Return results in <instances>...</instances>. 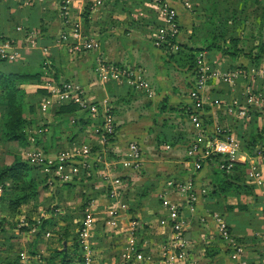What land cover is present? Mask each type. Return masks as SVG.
<instances>
[{
  "label": "crops",
  "instance_id": "obj_1",
  "mask_svg": "<svg viewBox=\"0 0 264 264\" xmlns=\"http://www.w3.org/2000/svg\"><path fill=\"white\" fill-rule=\"evenodd\" d=\"M94 1L0 0V72L39 73L36 80L24 84L25 100L35 104V113L41 97L38 89L47 93L41 68L47 61L51 66L49 69L56 71L58 78L79 86L85 98L99 111L110 104L115 121L110 148L112 157L104 151L89 153V160L94 163L83 177L77 171L68 180L61 181L52 171H37L43 174L44 182L38 188L36 199L21 204L13 214L2 209L7 198L3 189L9 185V180L0 183V264H59L58 257H52V253L64 249H67V256L73 257L70 264H161L160 245L175 232L181 234L187 243L190 258L187 264H240L228 257L229 249L215 231L212 214H217L227 224L233 241L241 245L240 258L245 259V264H259L261 259L258 255L264 254L257 238L264 223L259 210V189L252 187L249 194L240 198L246 209L227 210L225 206L234 205L236 198L229 197L225 201L212 196L209 198V177L205 167L196 172L186 155V144L193 129L180 116L179 106L189 103L185 94L189 71L178 73L179 70L167 66L162 52L151 44L152 27L143 25V21L156 19L148 13L144 0H98L97 6L93 5ZM58 2L60 7L65 6L72 22L78 23L79 35L93 39L91 49L67 53L66 48L76 39L64 32L71 27V22L66 25L61 21ZM171 5L179 17L177 41L189 44L188 36L194 25L192 14L182 7L181 0H172ZM86 6L84 21L82 13ZM62 33L64 38H61ZM13 51L14 57H9ZM235 58L218 55L210 64L220 67V70H227L228 62L247 64L242 57ZM98 63L141 70L151 83L152 94L148 97L139 94V91L128 87L125 80L118 84L111 79L100 78ZM260 71L264 76V67ZM179 75H183V79ZM258 80L257 73L249 68L248 73H241L234 89L209 83L205 94L207 99L224 100L237 98L243 92L245 98L243 88L246 83L257 87ZM163 100L166 109L160 111ZM205 105L208 106L207 102ZM54 107L52 104L43 116L49 132L39 136L35 142L28 139V146L18 150L21 156L31 149L40 150L42 145L47 146L49 158L59 151L81 145L89 149L90 145L103 146L95 132L100 114L88 116L90 124L69 139V132L61 134L56 129L55 134L50 132L54 129L50 125H54L58 118L53 115ZM169 107L174 110H169ZM216 111L211 107L204 112L211 121L218 123ZM76 115L83 114L77 110ZM223 115L221 113V117ZM225 115L237 119L230 121V126L240 144L249 130L245 118L229 113ZM165 118L172 120L174 126L168 128L171 135L160 140L158 130ZM262 141L261 150L255 149L251 154L241 148V154L246 165L254 161L264 173ZM129 143L137 146V167H132L129 161ZM115 177L119 178V184L114 185L115 193L112 195L111 179ZM247 179L246 176V183ZM168 181L172 183L169 185ZM187 181L190 188L184 192L180 187ZM83 203V218L85 208L91 206V212H86L91 218V228L86 237L81 236L80 231L83 218L79 209ZM168 207L175 208V220L170 219ZM37 214L38 225L35 221ZM71 233L76 234V246L72 243ZM255 247H258L256 252L253 250Z\"/></svg>",
  "mask_w": 264,
  "mask_h": 264
},
{
  "label": "trees",
  "instance_id": "obj_2",
  "mask_svg": "<svg viewBox=\"0 0 264 264\" xmlns=\"http://www.w3.org/2000/svg\"><path fill=\"white\" fill-rule=\"evenodd\" d=\"M227 2V0H225ZM226 3L223 0H202L200 3L201 11L204 13V18L202 22L196 23L191 26V31L188 36L189 44L179 43L175 38L166 36L169 39V44H163L161 48L164 63L174 69L189 71L192 74V69L196 65V56L199 52H206L207 59L214 58L216 56H227L229 59L235 58L237 55H242L247 59L246 65H236L228 62V69H244L258 66L264 67V42H259L258 44H253L245 50L239 45L240 38L234 35L235 25L240 21L246 20V16L242 14L243 8L246 6L248 0H228ZM257 2V0H253ZM88 6L84 8L82 13V18L86 20ZM154 18V17H153ZM143 25H150L151 35L160 27V23L154 20L143 21ZM232 25V28L230 26ZM237 28V27H236ZM179 29V26H178ZM150 41L151 37H150ZM171 45H174V49H171ZM156 48V47H155ZM173 48V47H172ZM210 60V59H208ZM209 62V67L211 62ZM115 66H118L115 64ZM51 67V66H50ZM121 67V66H120ZM212 67V66H211ZM210 67V68H211ZM51 69V68H50ZM39 73H23V72H0V134L4 140L9 144H15L17 147L28 146V139L32 138L37 140L39 136L45 135L49 132V128L44 124V119L36 120L34 117L35 104L32 102H26L25 100V87L28 81L36 80ZM52 79L58 84V82L68 81L67 79H60L56 71L52 72ZM260 83H264V76L258 80ZM60 84V83H59ZM192 85V80L188 82V88ZM226 86V85H223ZM248 87V93L245 97L251 95L253 99H256V95H261L262 102H264V91L260 87H253L249 82L246 83ZM258 86V85H257ZM130 87V86H128ZM131 88V87H130ZM132 89V88H131ZM244 89V88H243ZM133 90V89H132ZM41 93L40 96L46 95L44 89H38ZM248 94V95H247ZM259 95V96H260ZM222 97V96H221ZM223 98V97H222ZM219 99V98H218ZM229 99V98H228ZM244 96L238 95V100L241 105L245 106V121L248 124L249 130L244 139L239 138L240 147L249 153H253L255 149L261 150L262 140H264V111L258 110L253 105V102L246 103ZM225 101H228L224 99ZM243 100V101H242ZM163 100L159 106L160 111L166 109V105ZM264 106V105H262ZM210 107L203 106L201 109L207 111ZM264 108V107H263ZM79 106L74 103H62L57 104L53 108V115L58 116L57 121L54 125H50L53 132L58 130L61 134L62 132H69L71 139L78 135V133L85 129L91 122V119L87 116L76 115ZM262 109V108H261ZM169 110H174V108L169 107ZM217 117L220 122L216 123L217 127H221L223 130L231 131V120H237L232 116H226L228 114L223 104L216 109ZM179 111H181V117L187 120V116L192 113V102L179 106ZM82 112V111H81ZM112 112V108H111ZM206 112L200 115L203 125L209 129L212 125V121L209 119ZM221 113H224L221 117ZM231 114V113H230ZM236 116V114H233ZM98 117V116H97ZM261 124L258 125V120ZM209 119V120H208ZM42 124H39V121ZM168 118L161 120V128L158 130V139L166 140L169 134L168 128L173 127L174 123ZM97 128L101 127L102 121L100 117L96 121ZM33 126L31 130L30 127ZM48 130V131H47ZM33 131V132H32ZM55 134V133H54ZM34 136V137H33ZM106 143L102 147L90 145V154H96L100 151H104L108 157H112L110 151L111 144L113 143V133H105ZM44 137V136H43ZM41 143V142H40ZM57 149H60L57 147ZM40 150L46 154L48 153L47 146L42 145ZM12 158L9 162L2 160L0 164V183L4 180H9L8 186L3 189L4 196L7 195L5 206L2 209H6L8 212H16L17 207L21 204L28 203V201H33L38 195V188L44 182L43 174L40 171L41 166L32 165L28 162L26 157L20 154H11ZM81 158L74 157L69 162L70 165L76 166L78 168L81 177L84 176L85 172L92 168L93 163L91 160H86L88 166H81ZM227 161L220 158L217 155H212L204 158L201 161V168L205 167L206 175H208V184L210 185V190L208 192L209 198L217 197L221 200H226L229 197H235L236 203L234 205L227 204L225 208L227 210H244L246 209L245 203H243L240 198L243 195L250 193V189L253 187L246 183V171L247 165L242 162H232L231 167L228 171H225L221 166L226 164ZM82 169V170H81ZM75 178V177H74ZM87 177L86 179H89ZM82 178H80L81 180ZM68 184V183H64ZM207 195V196H208ZM88 199H85V202ZM85 203L81 204L79 209V214L83 218V207ZM13 214V213H12ZM80 225V224H79ZM78 225V226H79ZM227 227V224H226ZM41 228V225H40ZM229 233L230 230L227 227ZM66 231H64V234ZM231 234V233H230ZM71 235L72 243L76 246V234ZM66 236V234H65ZM234 240V238L232 237ZM235 241V240H234ZM67 249L60 251H53L52 257H58L59 264H70L72 261V256H67ZM228 249L226 248V251ZM256 252L258 247L253 248ZM73 255H76L75 252ZM260 259L263 258L264 254L261 252L258 255ZM79 260V256H77Z\"/></svg>",
  "mask_w": 264,
  "mask_h": 264
},
{
  "label": "built area",
  "instance_id": "obj_3",
  "mask_svg": "<svg viewBox=\"0 0 264 264\" xmlns=\"http://www.w3.org/2000/svg\"><path fill=\"white\" fill-rule=\"evenodd\" d=\"M63 6V5H62ZM164 6V13H161L163 17L160 20V27L151 35L152 45L156 48H161L163 44H169L168 37L175 38V34L178 29V25L175 21V13L173 9L166 4ZM163 8V7H162ZM64 10V9H63ZM71 27L67 31L75 37V42L71 43L67 50L69 53H79L81 51H86L94 46V41L90 37H82L79 35V28L77 22H71ZM167 36V38H166ZM61 38H64V33L61 34ZM171 49L174 45L170 46ZM15 51L11 53L9 57H14ZM4 56V55H3ZM207 56L205 52H199L196 56V65L192 69V85L186 90V97L189 102H192V113L187 116V121L193 129L192 137L186 144V155L189 157V162L193 170H198L201 166V161L209 156L217 155L220 158L227 161L223 166L220 165L225 171L231 167L232 162H242L245 163L246 159L242 158L241 147L237 138L232 136L231 131L227 133L228 130H223L221 127H217L215 120H213L212 125L207 129L200 118V115L204 113L201 109L207 102V105L211 108L217 109L222 104L226 111L230 114H236L237 116L245 117V106L241 105L238 97H231L230 100L225 101L218 98H209L205 94V90L209 87L208 82L219 81L223 85L232 86V82L240 77L241 72L239 70H220L215 69L210 71L209 62L207 61ZM42 74L44 82V88L47 90L46 96H41L39 98V106L46 110L52 106L53 101L56 100V104L62 103H74L79 106L80 109H88L91 111L90 116H95L100 114L101 117V127L96 128L95 132L102 144L106 142L105 133H114L115 121L111 112V105L107 104L101 111H99L94 103L88 105L82 96V90L79 86L74 84L72 81H62L58 84L52 79V71L49 69L47 61H44L42 66ZM97 72L100 78L111 79L114 82H120L125 80L127 84L134 90L151 94L152 86L142 76V73L138 71L131 70L128 66H115L112 64L98 63ZM216 72V73H215ZM60 83V84H59ZM245 93H248V87H244ZM243 92L241 95L243 96ZM248 95V94H247ZM49 96V97H48ZM50 97L52 99H50ZM246 103H251L254 101L251 95L244 98ZM52 102V103H51ZM92 103V102H91ZM90 103V104H91ZM30 140H32L30 138ZM127 155L132 167H137L139 162V152L137 146L134 143H129L127 145ZM89 148L87 146H77L71 150L65 149L57 152L52 158L44 154L38 149H31L25 153V157L28 162L32 165L41 166L42 171L53 172L54 175L61 181H66L77 173V167L72 166L69 162L74 157H80L81 166H88L86 160L89 159ZM65 165H69L68 169H65ZM65 169V170H64ZM71 176V177H70ZM246 176L248 177L247 183L252 185L254 188H258L260 205V215L264 219V173L261 169L256 166L254 161H249L247 165ZM110 193L114 195L115 186L119 184V178L115 177L111 179ZM168 181L167 184H171ZM190 188V182L187 181L186 184L182 185L180 189L186 191ZM190 199H193L190 196ZM170 211V219L175 220L176 210L174 207H168ZM91 212V206L85 208V216L82 221V226L80 231L81 236L86 237L88 230L91 228V218L86 212ZM212 219L215 224V231L219 238L225 243L229 249L228 257L232 260L237 261V263L245 264V259H241L242 254L241 245L233 241L231 234L229 233L225 222L217 215L212 214ZM175 228L177 225H173ZM257 238L264 252V223L261 230L257 234ZM160 263L161 264H185L186 261L190 260L188 258V246L184 238L178 232L171 235L167 241L162 243L159 248ZM22 254H20L21 256ZM22 257V256H21ZM190 263V261H188ZM259 264H264V256L259 262Z\"/></svg>",
  "mask_w": 264,
  "mask_h": 264
},
{
  "label": "rangeland",
  "instance_id": "obj_4",
  "mask_svg": "<svg viewBox=\"0 0 264 264\" xmlns=\"http://www.w3.org/2000/svg\"><path fill=\"white\" fill-rule=\"evenodd\" d=\"M171 1L172 0H144V5L149 10L148 13H150V15L152 17H154L156 19V21H158L159 23H160V20L163 18L161 16V13H164V11H163L164 10L163 4L169 5L173 9V11L175 13V21H176L177 25L179 26L178 13L176 12L175 8L171 5ZM201 1L202 0H181L182 7L184 9H186V10H189V12L192 14V17H193L192 23H194V24H196V23H199L200 24L202 22L203 18H204V13H203V11H201L202 8L200 7ZM223 1L226 3V6H227L228 3H229V1L228 0H227V2L225 0H223ZM94 2L95 3L93 5L94 6H97L98 5V3H97L98 0H96ZM243 9L244 10H243L242 14L244 16H246V20H244V21H240L239 20V22L237 23V25L234 26L235 29H234L233 32H234V35H236V36H238L240 38V40L238 42L239 45L242 46L245 50H247L249 48V46H251L253 44H258L259 42H264V0H257L256 3L253 2V0H248L246 2V6ZM58 11H59L58 13H59V16L61 18V21L64 22L66 25L68 24V22H72L73 21L72 18L70 17V14L67 12L65 6H61L60 7L59 2H58ZM147 15H149V14H147ZM77 20L81 22V19L80 18H77ZM230 28H232V25L230 26ZM179 33H180L179 32V29H177V32L175 34V40L176 41H177V39H179ZM150 37H151V35H150ZM151 44H152V42H151ZM156 49H158V48H156ZM172 49H174V47ZM158 50H160V49H158ZM66 51H67V53L70 52V51L67 50V48H66ZM160 52H162V51L160 50ZM221 57H223V56H221ZM240 57H242L245 60V62L247 61L246 58L243 57L240 54L237 55L236 58H240ZM208 59H210V60H207V61H210L211 63H213L212 60H214V58H208ZM211 66H210L211 67L210 71H214L215 69H217V70L220 69V67H215L212 64H211ZM49 67H50V65H49ZM261 67L263 68V66H261ZM250 68L255 73H257V77L259 79L262 78V76H261L262 75L261 74L262 72L260 71L262 68H259V67H257V68L250 67ZM233 70H238V68L233 69ZM135 71H138V72L142 73V76L145 79H147L145 77V74L143 72H141V70H135ZM180 71H183V70H179L178 73H183V72H180ZM248 71H249V68L248 69L247 68H244V69H241V70H239L237 72L248 73ZM184 74H186V73H184ZM179 76H180V78H182L183 75H179ZM189 78H190L189 80H191L192 79V75H190ZM238 78H240V77H238ZM236 80L232 82V84H233L232 86H228L229 89L230 88H233L234 89L235 87H237V85L235 83ZM120 83H121V81L118 82V84H120ZM209 83H211V84L212 83H219V85L223 86V84L221 82H219V81H213V82L210 81V82H208V84ZM240 85L241 84L239 83V89L241 87ZM257 85H258L257 88L258 87H261V90L264 91V83L263 82L262 83L257 82ZM242 86H243V84H242ZM240 91L241 90H239V92ZM152 92H153V90L151 91V94H152ZM139 94H142V95L144 94L147 97L151 95L149 93L140 92V91H139ZM185 94H186V92H185ZM259 95H257L256 96V99L254 100L255 101L254 107L255 108H258V110L260 109V110L264 111V108H263L264 106H262V105H264V102H262V97H261V95L260 96ZM82 97L85 100V103L86 104L87 103H88V105H92L93 104V102L91 103L90 100H88L87 98H85V96H82ZM50 99H52V98L50 97ZM226 100H230V99L227 98ZM56 103H57V101L54 100L53 101V104L54 105H57ZM79 110H80V112L82 111L83 116H85V117L90 116L91 111H89V108L88 109L85 108L83 110L82 109H79ZM47 111H48L47 108L44 111V109L42 110V108L40 106H38V111L36 113L34 112L35 119L36 120L43 119V116H45V114H47ZM258 119H260V121H261V118L260 117H258ZM38 123L39 124H42V121L40 120ZM258 123H259V120H258ZM30 129L32 130L33 129V126L30 127ZM19 148L20 147L15 146V144H9V143H7L4 140V138L1 136V134H0V161L3 160V161L9 162L11 160V158H12V156H11L12 153L19 154V151H18ZM22 149H24V148H22ZM23 157H25V153H24ZM68 166L69 165H65V169L66 170L68 169ZM77 170H78V168H77ZM40 171H41V169H40ZM37 218H38V214H37V216L35 218L36 219L35 220L36 221V225H38V223H39V220H37ZM86 258L89 259L88 256H86ZM188 258H189V254H188ZM188 261H186L185 264H187Z\"/></svg>",
  "mask_w": 264,
  "mask_h": 264
}]
</instances>
